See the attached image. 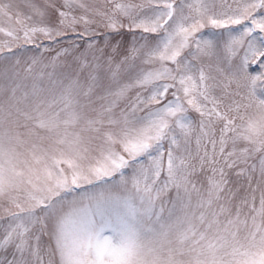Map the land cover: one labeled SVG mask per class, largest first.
<instances>
[{
	"label": "snow or ice",
	"instance_id": "1",
	"mask_svg": "<svg viewBox=\"0 0 264 264\" xmlns=\"http://www.w3.org/2000/svg\"><path fill=\"white\" fill-rule=\"evenodd\" d=\"M0 264H264V0H0Z\"/></svg>",
	"mask_w": 264,
	"mask_h": 264
}]
</instances>
